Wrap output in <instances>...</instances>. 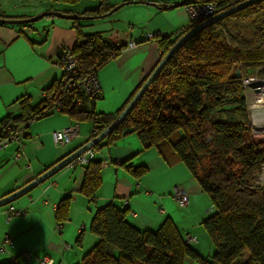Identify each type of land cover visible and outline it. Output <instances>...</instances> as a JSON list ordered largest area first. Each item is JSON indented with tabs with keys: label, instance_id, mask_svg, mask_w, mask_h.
Here are the masks:
<instances>
[{
	"label": "crops",
	"instance_id": "1",
	"mask_svg": "<svg viewBox=\"0 0 264 264\" xmlns=\"http://www.w3.org/2000/svg\"><path fill=\"white\" fill-rule=\"evenodd\" d=\"M101 1L108 9L125 2L138 3L130 4L133 9L124 13L77 24L52 16L22 28L0 25V132L5 121L25 117L23 102L27 108L40 107L43 92L62 80L64 71L58 60L77 41L75 25L84 36L100 34L111 44L127 47L97 72L98 99L83 103L85 111L113 115L126 106L159 62L160 50L148 35L172 39L189 23L184 7L166 9L182 0H79L74 5L60 0H0V18L29 19L46 12L81 16L98 9ZM126 24L130 29H124ZM132 43L135 46L129 48ZM70 126H77V137L57 146L52 134ZM92 135L90 120L71 119L58 109L24 127L19 140L0 151V200L83 147ZM17 153L19 159L15 158ZM93 161L106 165L101 167L98 188L91 197L83 191L87 167L68 166L0 207V264L14 260L39 264L43 258L52 264H80L97 242L89 231L91 220L109 204L125 207L127 220L142 231L156 232L166 221L171 222L184 241L195 239L190 246L203 258L204 248L197 236L189 233V229L200 230L207 254L213 253L201 224L214 210L183 163L166 162L156 149L143 148L133 133L120 135L112 146L94 150ZM260 182L264 187V173ZM178 187L189 195L187 207H178L173 199ZM65 198H69V210L66 221L61 222L57 213ZM11 208L14 213L9 212ZM59 225H63L61 231Z\"/></svg>",
	"mask_w": 264,
	"mask_h": 264
},
{
	"label": "trees",
	"instance_id": "2",
	"mask_svg": "<svg viewBox=\"0 0 264 264\" xmlns=\"http://www.w3.org/2000/svg\"><path fill=\"white\" fill-rule=\"evenodd\" d=\"M60 1L69 5L79 2ZM243 1L246 0H187L185 5L214 3L217 15ZM111 9L101 1L98 9L81 16H103ZM208 19L188 23L172 39L152 37L160 50L159 61L182 35ZM27 26L30 25L9 27ZM74 29L76 43L59 57L70 55L74 69L64 72L58 84L53 83L43 92L40 107L27 108L23 102L25 117L5 121L1 131L8 123L26 127L32 117L39 119L58 109L71 119L90 120L93 139L130 102L113 115L84 110L85 99L95 101L99 96L81 99L82 93H75L69 86L90 72H98L127 47L111 44L100 34L84 36L78 25ZM254 71L264 74V0L190 38L169 59L124 121L92 150L94 157V150L112 146L120 135L133 133L143 148L156 149L166 162L183 163L210 198L214 210L201 224L214 247L211 262L199 256L171 222L166 221L156 232L142 231L127 220L125 207L109 204L91 220L89 231L97 242L80 264H183L187 257L200 264H264V187L259 183L264 142L249 139L253 131L243 84L251 78L264 79L261 74L251 76ZM80 99L83 103L78 106ZM102 165L93 158L85 165L83 191L88 197L98 188ZM68 200L63 199L59 205L57 219L61 222L66 221ZM2 264L19 263L14 260Z\"/></svg>",
	"mask_w": 264,
	"mask_h": 264
},
{
	"label": "water",
	"instance_id": "3",
	"mask_svg": "<svg viewBox=\"0 0 264 264\" xmlns=\"http://www.w3.org/2000/svg\"><path fill=\"white\" fill-rule=\"evenodd\" d=\"M187 0H182L180 3L176 5H170L166 7V9H172L176 7H183L185 5ZM260 0H246L243 1L230 9L223 11L214 17L196 25L192 29H190L188 32H186L184 35H182L169 49V51L164 55V57L159 61L157 66L153 69L149 77L146 79V81L142 84L140 89L136 92V94L133 96V98L130 100V102L127 104V106L124 108V110L118 115L117 118L106 128L104 129L100 134H98L95 138L91 139L88 143H86L83 147L69 155L67 158L62 160L61 162L57 163L55 166L50 168L48 171H46L43 175L26 185L25 187L19 189L18 191L14 192L10 196L3 198L0 200V207L6 206L10 203H12L15 199L19 198L20 196H23L27 193H29L31 190H33L36 186L42 184L47 179L52 177L57 172L61 171L65 167H68L75 159L83 155L89 150H93V147L103 141L110 133H112L128 116V114L131 112V110L135 107L137 102L141 99L143 94L148 90L152 82L155 80V78L159 75L161 70L164 68L166 63L169 61V59L173 56V54L179 50L190 38H192L195 34L199 33L203 29L211 26L212 24L232 15L236 12H239L252 4L258 2ZM138 2H125L122 3L114 8H112L108 13H106L103 16L98 17H86V16H74V15H66L63 13H56V12H46L42 13L36 17L29 18V19H6V18H0V25L4 26H19V25H31L37 22L38 20H41L46 17H58L66 20H78V21H84V20H90V19H98V18H105L113 13L117 12L119 9H121L123 6L129 5V4H136ZM236 76H239V72L236 73Z\"/></svg>",
	"mask_w": 264,
	"mask_h": 264
},
{
	"label": "built area",
	"instance_id": "4",
	"mask_svg": "<svg viewBox=\"0 0 264 264\" xmlns=\"http://www.w3.org/2000/svg\"><path fill=\"white\" fill-rule=\"evenodd\" d=\"M185 12L187 14V18L189 23L200 21L202 19H208L210 17H213L217 13V4H187L184 6ZM152 36L148 35L147 39H151ZM135 44H129L128 47L132 48ZM58 64L63 69L64 72H71L75 67V62L68 54H64L61 56V58L58 60ZM251 80V79H248ZM246 80V81H248ZM245 82V81H244ZM70 90H75V93H82V98H89L94 99L97 96H99L100 93V86L99 82L97 80V72H90L85 79L82 81H79L75 84H72L69 86ZM252 94L246 93V100H247V107L249 111V117H250V126L252 131H254V123L252 122V116L255 115L253 110L249 109L248 101L252 100L251 97ZM78 100L77 105L81 106L83 101ZM37 120V117H32L25 126L30 125L34 121ZM24 126H16L13 123H8L3 130L1 131L2 139L0 140V151L6 148L9 144L13 142H17L19 140V135L21 130H23ZM255 132V131H254ZM78 135V128L77 126H70L68 128H65L61 131L54 132L52 134V138L57 146L60 145H66L68 144L72 139L77 137ZM16 159L20 158V153H17L15 156ZM93 158V152L92 150L87 151L77 159H75L69 167H77V166H85L91 159ZM106 164L103 163L102 166H105ZM264 173V168L262 171V175L260 176V180H262V176ZM173 199L180 208L187 207L189 204V195L185 192V190L182 187H178L175 189L173 193ZM10 213H14L13 209L11 208L9 210ZM11 215L8 216V219H10ZM63 228V225L58 226V230L61 231ZM194 238H187V243L192 244L195 243ZM28 259V258H27ZM39 264H52V261H50L47 258H43L39 260Z\"/></svg>",
	"mask_w": 264,
	"mask_h": 264
},
{
	"label": "rangeland",
	"instance_id": "5",
	"mask_svg": "<svg viewBox=\"0 0 264 264\" xmlns=\"http://www.w3.org/2000/svg\"><path fill=\"white\" fill-rule=\"evenodd\" d=\"M189 1H191V0H189ZM133 6L132 5H126V6H123L121 9H119L116 13H124L125 11H129L130 9H133L132 8ZM37 23H39V21L38 22H36L35 24H37ZM128 27V29H130V27L126 24L125 25V28L124 29H126ZM250 74H253V75H251V76H257L256 74H258V75H260L261 73L260 72H258V71H254V72H251ZM261 75H263L264 76V74L262 73ZM262 82V84L264 85V79H260V78H251V80L250 81H245V82H243V84H244V88H245V92L246 93H249V94H252L251 95V97H252V100L250 101H248V106H249V109L250 110H253L254 112L256 111V110H258L256 107H254V109H253V107H252V102L254 103V102H256L257 100H256V98H257V95H258V93H259V88H261L262 89V92H264V87L263 86H259V85H255V82ZM250 86V87H249ZM254 98H255V100H254ZM263 105H260L259 106V108L260 107H262ZM253 117V116H252ZM252 122H253V118H252ZM251 123V122H250ZM254 131H253V133H251L250 135H249V139L250 140H252V141H254V142H264V124H259V125H255L254 124ZM259 183H261L260 182V180H259ZM201 231H203V230H201ZM189 233L190 234H195V236H197V238H198V241H199V245L202 247V248H204V251H205V255H206V257H203L204 259H206V260H208V262H211V256H212V253L211 254H207V250H208V248L206 249V240L205 239H203V237H202V235L200 234V230H199V233L197 232V230L196 231H194V232H192L190 229H189ZM203 233V232H202ZM183 235H185L186 233L184 232V233H182ZM204 235H205V232L203 233ZM205 236H207V235H205ZM208 237V236H207ZM208 239H209V237H208ZM207 239V240H208ZM209 242V244H210V246L212 247L211 248V252L214 250V247L212 246V243H211V240L209 239L208 240ZM197 249H198V247L197 246H195ZM194 248V247H193ZM208 257V258H207ZM246 258V257H245ZM244 258V259H245ZM183 264H200V262H198V261H194V260H191L190 258H185V260H184V262H183Z\"/></svg>",
	"mask_w": 264,
	"mask_h": 264
},
{
	"label": "bare ground",
	"instance_id": "6",
	"mask_svg": "<svg viewBox=\"0 0 264 264\" xmlns=\"http://www.w3.org/2000/svg\"><path fill=\"white\" fill-rule=\"evenodd\" d=\"M250 81V80H248ZM255 85H259L260 87L264 85L262 84V82H255ZM250 87V86H249ZM259 93L257 95V98H256V102H252V107L254 109V107H256L258 110H256L254 113L255 115H253V123L255 125H259V124H264V92H262V89L259 88ZM255 100V98H254ZM260 105H263L262 107L259 108Z\"/></svg>",
	"mask_w": 264,
	"mask_h": 264
}]
</instances>
